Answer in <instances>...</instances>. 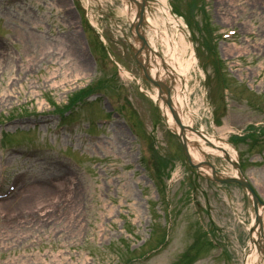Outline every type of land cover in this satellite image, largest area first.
<instances>
[{
    "label": "rangeland",
    "instance_id": "374dc122",
    "mask_svg": "<svg viewBox=\"0 0 264 264\" xmlns=\"http://www.w3.org/2000/svg\"><path fill=\"white\" fill-rule=\"evenodd\" d=\"M98 2H0V32L8 37L0 43V191L7 192L0 197V264H243L249 197L237 183L206 180L185 159L159 103L138 90L156 88L142 81L124 3ZM166 2L192 37L186 35L195 58L191 127L232 146L244 180L264 199V128L246 132L249 124L264 127V0ZM229 27L238 33L221 39ZM97 88L104 98L88 97L92 103L67 111L70 98ZM106 100L120 112L118 122L86 141L84 127L109 111ZM61 108L82 126H58L53 116ZM30 147L38 149L31 157L24 154ZM205 160L232 174L222 157ZM46 187V194L25 198Z\"/></svg>",
    "mask_w": 264,
    "mask_h": 264
},
{
    "label": "bare ground",
    "instance_id": "6f19581e",
    "mask_svg": "<svg viewBox=\"0 0 264 264\" xmlns=\"http://www.w3.org/2000/svg\"><path fill=\"white\" fill-rule=\"evenodd\" d=\"M126 7L129 9L126 10ZM152 7L155 13L151 12ZM123 8L127 11L130 21H135L136 25L139 21L146 24L144 29L138 30L142 41L137 39V42L139 41V44L146 48V51L142 50L145 54H142L141 58L143 60L146 57L144 64L150 76L167 84L170 88L169 100L175 115L166 104L165 97L161 98L156 91L151 95L156 98L166 117L167 124L173 130L178 132L180 126L184 127L182 131L191 159L195 163L198 162L203 169L205 168L201 160L207 154L223 158L227 154L230 159L234 160L236 152L226 141H222L220 137L206 135L207 139L212 142V145H207L206 140L204 141L197 133L189 130L193 124V116L197 115V109L190 104L189 94L193 87H189L188 84L195 58L194 51L189 48L190 44L186 40L187 31L182 27L184 26L182 19L170 14L166 0H126ZM168 28L173 32H169ZM158 42L161 44L160 48L157 46ZM187 48L190 51H187ZM122 72L123 76L130 77L126 70L123 69ZM228 164L232 167L229 162ZM236 171L231 169L232 174H236ZM48 191V187L33 189L28 191L25 198L35 194L44 195ZM258 213L259 219L251 230L250 247L245 254L243 264H264V256L257 246L258 234L264 237V207L259 208Z\"/></svg>",
    "mask_w": 264,
    "mask_h": 264
},
{
    "label": "water",
    "instance_id": "95a60500",
    "mask_svg": "<svg viewBox=\"0 0 264 264\" xmlns=\"http://www.w3.org/2000/svg\"><path fill=\"white\" fill-rule=\"evenodd\" d=\"M140 23H143V22H138L137 23V25L136 24H133V27H134V29L137 31L138 30V28H139V24ZM138 37L140 38V40L142 41V39H141V36L140 35H138ZM141 67H142V69H143V71H144V73H145V75L148 77V74H147V71H146V69L141 65ZM149 78V77H148ZM150 79V78H149ZM150 81L153 83V84H155V85H159V83H158V81H156V80H154V79H150ZM166 102H167V104H168V106L170 107V109H171V105H170V100H169V97H168V90L166 89ZM172 110V109H171ZM173 111V110H172ZM173 114H174V111H173ZM175 115V114H174ZM178 124H179V122L178 121H176ZM180 125V124H179ZM184 129V127L183 126H180V131H179V134H178V137H179V140L181 141V143H182V148H183V151H184V154L186 155V158L188 159V160H190L191 161V159H190V156H189V154H188V151H187V148H186V144H185V138H184V135H183V130ZM227 160H229L230 162H231V164L234 166V167H236L237 168V170L239 171V173L238 174H240V170H239V166L236 164V162H233V161H231L230 160V158L229 157H225ZM191 163H192V161H191ZM194 166H198L199 164H194V163H192ZM202 165H207V166H209V163L208 162H202ZM211 172H212V174H213V176H214V178H215V180H217V181H235V182H238V183H240L241 184V186L243 187V188H245L247 191H248V193L250 194V196H251V198H252V201H253V206H254V209H255V211H256V218H255V223H257L258 222V213H257V210H258V205H261V202H260V200L256 197V195L252 192V190L250 189V187H249V185L247 184V182L244 180V178H243V176L240 174L238 177H232V176H224V175H220L216 170H214V168H212L211 167ZM208 177V176H207ZM252 229V228H251ZM258 236L260 237V238H264L261 234H258ZM259 243H261V241L259 240ZM257 246L258 247H261V246H259V244H257ZM262 249H264V246L262 247Z\"/></svg>",
    "mask_w": 264,
    "mask_h": 264
}]
</instances>
